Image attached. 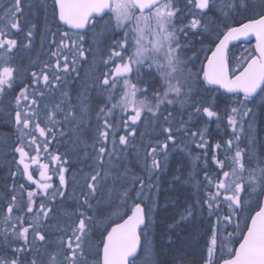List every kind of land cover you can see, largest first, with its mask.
<instances>
[{
    "label": "snow or ice",
    "instance_id": "6c2138e0",
    "mask_svg": "<svg viewBox=\"0 0 264 264\" xmlns=\"http://www.w3.org/2000/svg\"><path fill=\"white\" fill-rule=\"evenodd\" d=\"M185 2L188 14L192 18L182 27L177 28L174 21L178 19V14L183 15L181 9L177 7L179 0H53V16L77 33L93 24V21L102 19L106 13L114 16L117 27L124 29L123 37L113 42L108 59L104 62L106 65L114 60H119L121 63L116 64L111 74L104 73L98 85L108 93L109 101L117 85L122 86L123 96L110 108L101 107L97 114L95 144L98 147L94 145L97 167L85 177L83 204L90 207L89 198L95 197L98 185L108 176L107 172H102L105 158L111 161L119 146L129 145L130 140L136 135V127L145 111L155 120L161 114L162 105H172L177 102L181 106L185 105L192 96V89L197 81L210 86H219L237 97V107L230 109L233 115L228 117L234 138L225 141L224 145L216 143L210 157L217 170L215 180L208 175L207 167L205 170V180L209 190L204 204L207 210L216 216L217 221V228L212 230L206 264H264V166H262L264 158L255 156V137L252 134L254 119H250L249 132L246 136L248 144L253 146L251 150L240 148V136L235 135L237 129L241 133L244 132L243 124L238 122L235 116L254 117L253 108L248 105L254 106L257 98L264 100V0H261V11L255 17L248 18L247 22H240L239 26L227 28L223 33V39L219 40L215 50L211 51V56L207 57L206 66H202L199 72H193L191 69L185 71L187 63L194 64L198 57H190L187 62L182 59L180 55L182 48L177 33L183 32L187 37L188 32L197 33L202 28L201 20L197 18L195 10H200L201 15H206L207 11L218 7L221 15L227 20L232 14L247 11L249 0H228L226 5L224 0H221L219 5L213 0H185ZM225 8L227 11L224 10ZM0 9H3V15H0V96H3L16 83V69L6 65L10 63L14 50H19L18 41L14 36L24 31L20 21L23 15L22 0H9V6L6 8L0 2ZM34 28L35 25H32L25 31L23 47L26 49L31 47ZM204 30H207L206 26ZM84 35H76L74 39L65 31L61 34L58 45L53 38L51 44L57 45L60 51L67 49L71 58L69 55L52 52L51 56L55 62L51 65L45 64L39 72H31V87L23 86L20 94L15 98L17 110L14 113V121L20 133V143L13 151L19 154L18 165H22L19 169L20 174L26 177V182H31L29 188L34 185L35 190H26L23 184L19 185L22 198L26 192V201L19 203L15 194L17 186L14 184L12 187L6 215L0 220V225H6L0 231V239L23 243L12 249L15 258H0V264H23L19 257L32 251L29 247L30 230L33 241L46 240L41 227L52 211L49 205L65 195L67 181L64 173L67 169L63 167L57 169L59 187H54L50 182L52 178L48 174V164L39 165V179L33 176L31 166L39 164L40 152L42 150L47 152L52 141L65 136L62 124L77 121L74 106L66 92L61 93L58 103L51 107L47 104L43 106V116L40 115L39 101L46 98V93H52L58 88L63 82L62 76L66 78L76 71L77 61L85 57ZM250 35L255 36L256 39L253 54L244 60L238 74L230 75L228 44ZM129 46H131V54H129ZM153 67L162 78V90L157 89L152 79L142 75L143 69L150 70ZM133 74L136 77L135 83L131 78ZM137 93H144L145 97L151 93L156 103L149 104L146 98L138 100ZM78 105L81 113L87 112L84 101H78ZM116 109L121 113L122 124L111 122ZM194 111L210 120L218 119L214 105L194 106ZM170 116L171 113L164 117L165 123L170 122ZM121 130L126 134L117 137V133ZM161 131L166 140L151 146L148 153L152 170L160 168V162L155 158L158 149L166 152L168 142L175 144L176 131L180 129L174 131L172 127L161 126ZM183 131L189 130L183 129ZM191 136L195 138L197 133L192 132ZM40 140L43 143H40ZM199 140L197 147L204 150L207 166L208 142L203 134L200 135ZM222 149L224 159L219 158L218 155ZM30 152L35 155H30ZM228 152L233 153L230 158ZM51 159L60 164L67 163V160L62 159L59 154L52 155ZM136 183H139L140 192L147 187L141 178L133 182V187ZM121 195L130 198V191L125 190ZM137 196L139 197V193ZM45 199L47 203L44 202ZM14 209L16 212L30 214L32 222L25 226L26 220L21 215H17L13 221ZM221 209L225 213L222 216ZM186 214L191 216L192 210H186ZM79 216L78 222L71 227L70 232H65L64 237L58 241V251L49 255L48 264H136L137 254L141 248V236L138 230L145 223L142 203H134L131 215L127 219L122 223H115L110 230H106V235L102 234L101 241L95 245L92 260H89V256H93V253L86 251L89 225L92 221L83 212ZM222 226L227 235L223 240L219 239V228ZM229 226L232 228V233L226 231ZM233 244L238 247L232 246ZM218 248L222 255L220 260L216 261L214 253ZM31 264H37V260L34 258Z\"/></svg>",
    "mask_w": 264,
    "mask_h": 264
},
{
    "label": "rangeland",
    "instance_id": "374dc122",
    "mask_svg": "<svg viewBox=\"0 0 264 264\" xmlns=\"http://www.w3.org/2000/svg\"><path fill=\"white\" fill-rule=\"evenodd\" d=\"M213 2L216 5H219L221 3V0H213ZM227 2L228 0H224L225 5L227 4ZM184 3H185L184 9H181L183 15L178 14V19L174 21L177 28L182 27L183 24H186L192 18L188 14V9L185 0L179 1L177 7L180 8V6L183 5ZM38 5L40 7H38ZM51 5H52V0H22L23 15L20 17V21L24 31L14 36V38H16L18 41L19 50H14V54L11 56L10 63L6 65L9 67H14L16 69V73H17L15 76L16 81L19 79L18 75L26 76L28 74L31 65L33 64L32 63L33 57L38 56L39 54H43L45 51L44 45L47 44L48 42L51 43L50 40L46 41V38L49 39L54 38L57 41V44H59L61 34L64 31L60 27H58L59 23L57 18L53 16V6ZM35 8L36 10L38 8H41V11L38 14H36ZM224 10L227 11L226 8ZM195 11L197 13V18L201 20L202 28L197 33L188 32L187 37H185L183 32H178L177 36L182 48V51L180 52L182 59H184L187 62L190 57H198V59L194 64L191 62L187 63V68L185 69V71L191 69V71L193 72H199L208 54L211 52L215 43L219 40V38L226 31V29L229 26H235L240 22L246 21L248 18L255 17L261 11V0H249L247 11H239L236 14H232L230 18H228L227 20L224 18V16L221 15V11L218 7L213 8L212 11H208L206 15H201L200 10H195ZM0 15H3V9H0ZM32 25H35V28L33 30V38H32L33 46L31 44V47L26 49L23 47V44L25 43L24 34L25 31L28 28H30ZM204 26H206L207 29L206 31L204 30ZM68 32L69 35L73 36L74 39L76 35H84L78 33L75 34L70 30H68ZM123 33H124V29L116 26V21L114 16L108 14L104 19L99 21H94L93 24H91V27L87 31L86 35H84V40H85L84 48L86 49L85 57L80 58L76 64V69L80 70L81 72L70 73L68 81L70 83L71 90L73 89V86L71 84L72 82L73 83L80 82L79 97L84 101H88L87 106L89 105V107L87 109L89 111L92 110V107H97L98 110L101 107L110 108L112 104L118 103V101L123 96L122 86L117 85V88L112 91V99L109 101L108 93L104 92L98 86L100 79L103 77V74L104 73L111 74L116 64L121 63V61L119 60L111 61L107 65L104 62L108 59L111 45L113 44L114 41L120 40L123 37ZM69 44L71 46L70 42ZM52 48L54 49V52H56L55 50L56 45H52ZM59 53L60 55H69V57L71 58V54L68 53L67 49L62 50V53L61 51H59ZM129 54H131V46H129ZM251 54H253V43H244V44L241 43L235 47H232L229 52V63H230L231 73L233 74L239 72L241 70L242 65L244 64V60H246L247 57L250 56ZM142 75L148 76V78L154 81V83L157 86V89L162 90L161 86L163 84V81L162 78L159 76V73L155 70V67H153L150 70L143 69ZM26 78L27 77H25V79ZM131 78H132V82L135 83L136 77L134 74L132 75ZM201 79H202V73H201ZM201 85H203V83L199 81H197L194 84L192 89L193 94L190 97V99L185 103V105L181 106V104L177 102L179 107L177 112H185L187 111L189 105H193L195 103L197 106L198 99L203 98L204 96L203 94H205L206 92V88L204 86L200 87ZM138 87H142V86L138 85ZM69 92L71 93L72 91ZM61 93H63V89L57 88L53 92V98H61ZM72 93L74 94V92ZM213 93L214 95L217 94L215 91H213ZM136 98L138 100L146 98V101L149 104L156 103V100L154 99L151 93H148L146 97L144 93H137ZM210 98L212 99L211 102H213V104L211 105H214V111L218 113V119L216 118L217 119L216 123L218 126L216 129V133L220 134L222 132L221 123H220L222 120L224 121V125H225L224 140L223 141L215 140V144L220 143L221 145H224L225 141L234 138L232 128L228 123V117L233 115L230 109L232 107H237V103H236L237 97L223 98L220 100L219 105L216 104L217 100L215 96H211ZM11 99L13 100V98ZM95 101L97 103L96 105H94ZM53 102L54 104L58 103L57 101L55 102L54 99ZM45 104H46L45 101H42L41 103L42 113H44L43 106ZM51 104L52 102L50 103V105ZM200 107H205V105ZM248 107L253 108L255 116L251 118L240 117L238 115L235 116L238 122L243 124V128H244L243 133H241L239 129H237V133H235V135L240 136V142H239L240 148L245 149L246 151L251 150L253 146L248 144L246 140V136L249 132L250 119H254L252 134L255 137V145H254L255 156L259 158H264V100L257 98L255 101V105L253 106L252 104H249ZM160 113H161V109H160ZM120 116L121 113L113 115V117L111 118V122L122 124ZM145 116H147L148 118L145 119L144 118ZM192 117L194 118V120H197V118H199L198 115L196 116L193 115ZM89 118L94 119L92 116H87V119ZM11 120L12 119H9L10 124H12ZM94 120L95 121H93L92 128L88 129L89 133L93 132V130H96L97 128L96 125L97 118ZM159 120H161V114H159L158 119L154 120L151 117V114L145 111V114L141 117V122H139L138 126L136 127V135L134 139L130 140L129 142L130 145L133 146V148H131L130 151L134 152L135 157L132 156L133 159L131 157L132 162L130 164L128 162V164L124 165L126 167L125 169L119 166L118 162L122 159L121 153L123 152L127 153L126 147L119 146L115 156L111 161H109L107 157L105 158V166L102 169V172H107L108 176L105 181H102L100 185H98L97 194L99 195L97 197L98 200L96 201L95 205L92 207L91 210L92 213L90 219L93 220V222L92 224L89 225L90 231L86 241L88 245L86 251H91L92 253H94L95 245H97L96 235L105 233V231L110 227L111 224L115 222L117 223L119 220H121L124 217V215L126 214L125 213L126 209L131 211L134 203H137L135 202L136 200L143 199L144 201L140 203L145 205L147 209L146 210L147 226L142 231L144 247H143V252L141 253L139 259L136 261V264H154V262H156V258H158L157 246L161 245L159 243L162 240H164L167 243H170V240L172 239V235H173L171 231L179 230L181 228L185 229V226L190 225L195 219V216L197 214H200L199 212L200 207L206 205L204 204V202L202 201L200 202L199 201L200 199H198L197 202L196 201L187 202L186 206L181 207L180 210L178 211H174L172 223H169L166 226L165 225L162 226L164 230L166 231L170 230L169 234L165 235L164 236L165 238H161L160 240L158 239L159 241L156 239L155 225L157 221L156 213L159 210L157 208L159 190L157 189L154 191L153 189H151L152 186L151 187L147 186L146 190L140 192V189L136 190L135 188L137 184L139 186V183H136L135 186L133 187V182L136 181L138 178H141L144 180L145 184H147L148 180H146V178H148L150 182L156 185L159 184L160 181H162L161 179L165 176V174L166 176H171L174 177L173 179H175L176 176L179 174V171L181 170L180 167L182 165L183 158L185 159V157H187L190 164H195L199 162V157L202 155V153H197V152H180V154L177 155V153L168 150L167 151L168 153L164 156L163 162H161V157L158 158V156L156 155L155 158L160 162V168L156 170H152L151 158L148 159L149 157L148 153L150 151L151 146H155L161 143L160 141H158L159 139H157L156 136L157 133H160L156 127V123H158ZM1 121L5 122L3 120ZM70 125L73 124L70 123ZM10 128L6 129V131L7 132L10 131ZM2 129H0V170H2V177L6 178V175L4 174L5 170H8L10 174L11 168L19 167L18 166L19 154L13 151L14 137H16L15 131L5 133L4 128ZM73 129H75V127ZM122 134H126V133L124 131L118 132L117 137ZM82 140H84V138L81 136L80 133H77L76 135L74 131L70 132L69 147L63 153L64 159L68 157V154L70 155L72 154L74 156H79L80 161H83L84 163L88 160L89 166L94 165V167L96 168L97 165H96L95 157H93V154H95V147H98V145H95V147L94 145H90L89 147L85 148V152H82L80 151L82 149H79L76 145V143H79ZM9 143L11 144V146ZM108 147L110 148L111 145L109 144ZM213 151H214V147L212 153ZM160 152L161 151H159L158 149V153ZM232 154H233L232 152H228V157L230 158ZM218 155L219 158L221 159L225 158L223 149L218 153ZM203 157L204 158L202 159H205V156ZM133 161L138 163H135L133 165ZM50 162L51 164L52 163L55 164L56 161H53L51 159ZM169 163L177 165L176 167H173L172 172L167 171L170 169L169 165H167ZM134 166H138V168L143 172L148 171L147 177L146 178L142 177V175L140 174V170L133 168ZM165 166L168 168V169L166 168V171L164 170ZM262 166H264V163H262ZM92 171L90 170L88 173H86V176ZM48 174H51V172L48 171ZM64 174L67 177L66 172ZM76 175H79V177H83L82 173ZM16 176L13 175V177ZM74 177H78V176H74ZM111 179H112L111 183L114 184L113 186L114 188H112V190L110 189L111 192H109V190H107L106 183ZM125 190L130 191V198H124L121 195ZM172 190H173L172 187H169L166 189H161V192L167 194V192H171ZM137 193H139V197L137 196ZM164 197L165 196H162L161 198V210L162 208H166V206H168L169 204L171 206H174V202L169 203L167 200H165L167 199V197L165 198ZM195 198H198L197 194H195ZM254 206L255 205L253 204V207ZM52 208H56L61 212L59 214L57 213L55 214V212L50 213L49 218L43 221L41 232L46 236V240L38 241L39 242L37 248L38 253L36 255V259L38 258L37 264H48L49 255L52 253H56L58 251V241L64 237L65 232H70L71 227L74 226L78 222V219L80 218L78 204H76L75 199L71 194L65 195L64 197H61L59 200L55 201V204H53ZM188 209L192 210L191 216H188L186 214V210ZM222 215H224V213H222L221 216ZM241 226H243V222H241ZM216 228H217V221L215 218L213 220L212 230H215ZM219 230H220L219 239L221 240L226 239L227 235L225 232V228L222 226L219 228ZM226 231L227 233H232V228L229 226L227 227ZM212 234L213 231H211V235ZM210 241L211 238L209 240V244H207L206 246L207 255H208V248L210 246ZM232 246H234V244ZM214 257H215V253H214Z\"/></svg>",
    "mask_w": 264,
    "mask_h": 264
},
{
    "label": "trees",
    "instance_id": "16d2710c",
    "mask_svg": "<svg viewBox=\"0 0 264 264\" xmlns=\"http://www.w3.org/2000/svg\"><path fill=\"white\" fill-rule=\"evenodd\" d=\"M179 1H184V0H179ZM184 5H185V3L180 6V9H184ZM29 73H30V70H29L28 74ZM203 86L206 88V92H205V94H203L204 95L203 98H201V99L195 98V99H198L197 106H204L205 105V107H206V106L213 104V102H211L212 101V99L210 98L211 96L216 97V100H217L216 104L217 105L220 104V100L223 98L236 97V96H227V95L223 94L222 92H220L219 90L208 86L206 83H203V85H201L200 87H203ZM213 91H215L217 94L214 95ZM70 95H71L70 102L74 106V112H77V110H76L77 101H75L72 93H70ZM87 102L88 101H84L85 104H87ZM214 104H215V102H214ZM88 107H89V105L87 106V108ZM5 109L8 112L14 111L13 102L8 101L7 105H5ZM98 112H99V110L97 109V107H92V110L89 111L87 109V112L83 113V116H81L80 114L79 115L76 114L77 120L82 119L81 121H74V122H72L73 125H70V123H69L70 132L74 131L76 133V135H77V133H80L81 136L84 138V140L80 141L79 143H76L77 147L79 149H82V150H80L82 152H85L86 147H89L90 145H96L95 144V131L96 130H93V132L89 133L88 129L92 128L93 121H95L94 119L97 118ZM183 113H189V110H187ZM87 116H92L94 119H90V118L87 119ZM198 117L199 118H197V120H194V118H193L194 122L196 123L195 131H196L198 137H200V135L203 134L204 139L206 141H207V139L209 140L208 146H210L211 144L214 145L215 140H219V141L224 140V127H225V125H224L223 120L220 122L222 132L219 134V133H216V129L218 127L217 123H216V120H217L216 118H212L210 120L203 114L198 115ZM9 119H12L11 120L12 124L9 123ZM1 120L5 121V122H2ZM78 124H80L79 127H78ZM14 125H15V121H14L13 116H11V115L9 117L5 116V118L0 117V129L4 128L5 133L14 132L15 131ZM96 125H97V123H96ZM74 127H75V129H73ZM9 128H10V131L7 132L6 129H9ZM159 132L160 133H157L156 136H157V139H159L158 141L161 142V135L164 136V134H161V131H159ZM15 134H16V132H15ZM188 134L191 135V133H188ZM91 138H93V139H91ZM183 139L186 140V138H183ZM14 142H15V137H14ZM199 142H200V140L198 141V143ZM173 145H175V144H173ZM10 146H11V144H10ZM132 148H133V146H132ZM130 149L131 148H130V143H129V145L126 147L127 153L126 152L121 153L122 159L118 162L119 166L123 167L124 169L126 168L124 166L125 164H128V162L130 164L132 162L131 157L132 156L135 157L134 152H131ZM169 149H171V147H169L168 150ZM65 150L61 151V149H60L59 152H57V153L55 152L54 155L59 154V155H61L62 159H64L63 153L65 152ZM167 151L166 152L161 151L160 153L157 154L158 158L161 157V162L164 161V156L168 153ZM169 151L175 152V153H177V155H179L180 152H184V151L176 152V151H172V150H169ZM191 152L202 153V155L199 157L198 163L190 164L187 157H185V159L183 158L182 159V165L180 167L181 170L179 171V174L176 176V178L173 179L174 177L166 176V174H165V176L161 179L162 181H160L159 184H156V185H154L152 182L149 181L148 178H146L148 175V171L144 170L146 172H143L142 170H140L138 168V166L133 167L135 169L140 170V174L142 175V177H144V178H146V180H148L147 181L148 183L146 184L147 186H150V187L152 186L151 189H153L154 191L157 189L159 190V194H158L159 197H158V203H157V208L159 210L156 213L157 221H156V225H155V227H156V229H155L156 230V239L157 240L158 239L160 240L161 238H165L164 236L169 234L170 230L166 231V230H164V228L162 226L163 225L166 226L169 223H172L174 211H178V210H180L181 207L186 206L187 202H192V201L197 202L198 199H200L199 200L200 202L201 201L204 202V200L206 198V193L209 190V185L205 180L206 167H207L208 175L211 176L213 178V180H215V178H216L217 170L210 161L212 151L209 150L207 152V159H208L207 166L205 165L206 157H205V159H202V158H204L203 156H205L204 151H202L200 148L197 147L196 150H193ZM93 157H95V154H93ZM133 157H132V159H133ZM65 159L67 160V163L58 164L56 166V168L54 169V172L52 174L54 177H59V175H57L58 174L57 169L61 168V167L67 169V171H66L67 177L65 176V178H69V179L71 178L72 180L67 181V187L65 190V195L71 194L74 197L76 204H78L79 213L83 212L87 217L90 218L91 213H92V211H91L92 207L95 205L96 201L98 200L97 197L99 194H96L94 198H89L90 207H88V206H85L83 204L84 197H83L82 193L84 191L86 173H88L90 170L91 171L94 170L95 167H94V165L89 166L88 160L84 163L83 161H80L79 156H74L72 154L71 155L68 154V157ZM148 159H150V157H148ZM135 163H138V162L133 161V165ZM173 163H174V160H173ZM167 165H169V167H170V169L167 170L169 172H172L173 167L177 166V165L170 164V163ZM164 168H165L164 170L166 171L167 167L165 166ZM14 173H15V176L21 175L19 172V169L15 168V167L11 168L10 174H9L8 170H5V172H4V174L6 175V178L7 177L8 178L13 177ZM79 173H82L83 177H79V175H76ZM74 176H78V177H74ZM2 179H3L2 170H0V220H3L5 215H6V212L4 213V211H6V209H5V206L3 205V203L5 201L11 200V194L9 192H11L10 188L13 187V184L10 181H2ZM171 179H173V180H171ZM111 182H112V179L106 183L107 190H109V192H111L112 188H114L113 187L114 184ZM162 186H164V187H162ZM57 187H59V184L57 185ZM169 187H172V189H173L171 192H167V194H165L164 192H161V189H166ZM135 188H136V190L140 189L138 184L135 186ZM3 189H5V191H3ZM144 190H146V187ZM195 194H197L198 198H195ZM162 196L167 197V199H165V200H167L169 203L174 202V206H171L169 204L168 206H166V208H162V210H161V198H162ZM60 198H57L55 201L59 200ZM55 201L52 204H50L49 207L52 208L53 204H55ZM142 201H144V200L138 199L135 202L140 203ZM37 202L39 203L40 201H37ZM44 202L47 203V200L45 199ZM149 203H152V202H149ZM177 205H178V208H177ZM145 208H146V206H145ZM176 208H177V210H176ZM52 209L54 210L55 214L56 213L59 214L61 212L60 210H57L56 208H52ZM129 212L130 211L128 209H126V212H125L126 214L124 215L123 218H125L129 214ZM199 212H200V214H197L195 216V219L193 220V222L190 225L185 226V229L181 228L179 230L171 231L173 233V235H172L173 241L171 239L170 243H167L164 240H162L159 243L161 245L157 246V248H158L157 257L158 258H156V262H154V264H201V262H195V261H197V259H199L201 257L202 252H204V250L206 249V246L208 244V238L211 235V231L213 228V220L216 218V216L207 210L206 205L200 207ZM222 213H224L223 210H221L220 215ZM91 221L93 222V220H91ZM202 242H203V244H202Z\"/></svg>",
    "mask_w": 264,
    "mask_h": 264
},
{
    "label": "flooded vegetation",
    "instance_id": "af4514ba",
    "mask_svg": "<svg viewBox=\"0 0 264 264\" xmlns=\"http://www.w3.org/2000/svg\"><path fill=\"white\" fill-rule=\"evenodd\" d=\"M0 2L3 3V6L5 8L9 6V0H0ZM39 5H38V7H40ZM51 6H53V0H52V5ZM35 11H36V14H38L41 11V8H38L37 10L35 8ZM59 27L63 31L66 30L65 28L61 27L60 25H59ZM48 40L52 41V39L46 38V41H48ZM49 43L50 42H48L47 44L44 45L45 46V51H44L43 54H39L38 56L33 57V61H32L33 64L30 67V73L31 72H39L40 69L45 64H50L51 65V64H53L55 62L54 58L51 56V53L54 52V49L52 48V44L51 43L49 44ZM57 45H56L55 50H56L57 54L60 55V53H59L60 50H58ZM32 46H33V44H32ZM61 53H62V51H61ZM80 72H81L80 70H77L74 73H80ZM30 73L28 75H26V76L18 75L19 79L16 81V83L13 84V87L10 90H7L3 94V96H0V117H2V118L4 117L5 118V116L9 117L11 115L14 118V113L17 110L16 105H15V98L20 94L21 88L23 86L27 85V86L31 87ZM25 77H27V78L25 79ZM68 79H69V75L66 78L62 76L63 82L58 86V88H62L63 89V93L66 92L68 97L70 98L71 95H70L69 91H71V88H70V83H69ZM71 84L73 86L72 91L74 92V94L72 92L71 93L73 94L75 101H77V103H76L77 112H75V114H78V115L80 114L81 116H83V113H81L79 105H78V101L82 100L79 97V95H80V82H75V83L72 82ZM10 97L13 98V100ZM53 99H54L55 102L56 101L59 102L61 98H53V92L52 93H46V98L41 100V101H39L40 106H41L42 101H45V103L48 106H50V107L53 106L54 105ZM8 101H12L13 102L14 111H9L8 112L5 109V105H7ZM82 101H84V100H82ZM51 102H52V104L50 105ZM96 104L97 103L95 101L94 105H96ZM85 105L87 107V104H85ZM62 106L65 107V105H62ZM194 106H196V103L193 104V105H189L188 106L187 110H189V113L177 112V110L179 109L177 103H173L172 105L165 104V105L161 106V120H159V122L156 123V127H157L158 131H161V126L172 127L174 131H176L177 129H180V131H176V135H175V141L176 142H175V145H173V143H171V142H168V148L171 147V149H169V150L176 151V152H178V151L191 152L193 150H196L197 143L199 141V137L197 135L195 138H193L190 134H188V133L196 132L195 131L196 123L194 122L193 117H192L193 115L194 116L197 115L195 113V111H194ZM119 113H120V111L118 109H116L114 111L113 115L119 114ZM168 113H171V116L169 117V121L170 122L169 123H165L164 117L165 116H169ZM40 115L43 116L44 113L40 112ZM81 120L82 119L77 120V121H81ZM68 124H62L61 125V127L64 130V132L66 133L65 136L64 137H58L57 140L52 141V143L49 144V146H48V151L47 152H44L43 150L40 152V154H39V164H32V166H31V171L33 173V176L36 179H39V171H40L39 165L48 164L49 165L48 171L51 172V174H49V175L52 178L50 182L52 183V185L54 187H57V185L59 184V177H54L52 173L54 172V169L56 168V166L58 164H60V163L55 162V164H53V163L51 164L50 160H51V156L54 155L55 152L56 153L59 152L60 149H61V151H64L65 149L67 150V148L69 147V135H70L69 133H70V130H69ZM79 126H80V124H78V127ZM14 128H15V132H16V137H15V142H14V148H15V147L19 146L20 133L18 131L17 125H14ZM183 129H188L189 131L185 132V131H183ZM120 132H123V130L120 131ZM161 134H163L162 131H161ZM183 138H186V140L183 139ZM91 139H93V138H91ZM165 140H166L165 135L164 136L161 135V143H163ZM39 142L43 143L42 140H40ZM207 142H209L208 139H207ZM213 147H214V145H212V144L210 146H208L207 152L209 150L212 151ZM130 148H132L131 145H130ZM202 151H204V150H202ZM30 155H35V153H31L30 152ZM18 166H19L18 167L19 169L22 168V165H18ZM70 180H72V179L71 178L70 179L66 178V181H70ZM2 181H10L13 185L15 184L17 186L16 195H17V201L19 200L18 201L19 203H23L24 201H26V192L24 193V196L22 198L21 194H20V190H19V185L23 184L24 188L26 190H35V186L34 185L31 188H29V184L31 182H26V177H23V176H16V177H11V178H3ZM10 190L12 192V188H10ZM3 191H5V189H3ZM11 192H9V193L11 194ZM9 202L10 201H5L3 203V205L5 206V209L7 208V204ZM34 211H36V209H34ZM5 212L6 211H4V213ZM51 213H54V210H52ZM12 215H13V219L17 215L24 216V218L26 220L25 226H27V223H31L32 222V217H31L30 214L26 215L23 212H16L15 209H14ZM112 225H114V223L111 224L110 227ZM3 227H6V225H0V231H2ZM110 227L107 230H109ZM219 232H220V230H219ZM103 234L106 235V231ZM96 236H97L96 237V242H97V244H99V242L102 239V234H98ZM211 236L212 235H210L209 238H208V244H209V240H210ZM219 237H220V235H219ZM142 239H143V235H142ZM29 241H30L29 247L32 249V251H30L29 253H27L25 255H21L19 257L20 260L23 262V264H31V261L34 258L36 259V255L38 253L37 248H38V243L39 242L32 240L31 230H30V233H29ZM22 243H23L22 241L15 242V241H13L11 239H9L7 241H5L3 239H0V258H8V259L15 258V254L12 251V249H15V248L21 246ZM143 244H144V241H143ZM143 244H142L141 252H140L139 256L137 257V260L139 259L141 253L143 252ZM235 245L236 244H234V247H235ZM94 253H93V256H89L90 257L89 260L93 259ZM206 255H207V248L204 250V252H202L201 257L199 259H197V261H195V262H201V264H206V261H207V256ZM221 255H222V252L218 248L216 250V252H215L214 259L216 261H219Z\"/></svg>",
    "mask_w": 264,
    "mask_h": 264
},
{
    "label": "water",
    "instance_id": "95a60500",
    "mask_svg": "<svg viewBox=\"0 0 264 264\" xmlns=\"http://www.w3.org/2000/svg\"><path fill=\"white\" fill-rule=\"evenodd\" d=\"M205 11H207V10H205ZM108 13H106V14H104L103 15V18L107 15ZM58 20V19H57ZM97 20H99V19H97ZM59 22V24L62 26V27H64V28H66V29H68V30H71V31H74V32H76V30H72V29H70L67 25H64L63 24V22H60V21H58ZM245 22H247V21H245ZM90 26V25H89ZM89 26L86 28V29H84V30H81L80 32H85V31H87L88 30V28H89ZM235 26H239V25H235ZM226 31H227V29H226ZM225 31V32H226ZM224 32V33H225ZM220 39H223V35L221 36V38ZM219 39V40H220ZM254 42V48H255V44H256V39H255V36H247V37H241L239 40H233V41H231L229 44H228V52H229V50H230V48L232 47V46H235V45H237V44H239V43H249V42ZM219 43V41L217 42V44ZM216 46V45H215ZM215 50V47H214V49L212 50V51H214ZM211 56V53L208 55V57H210ZM206 64H207V58H206V60H205V62H204V65L203 66H206ZM229 74L231 75V71H230V65H229ZM236 74H238V72L236 73ZM208 86H210V85H208ZM211 87H213V88H216V89H218L219 91H221L222 93H224L225 95H227V96H233V94H231V93H227L224 89H222V88H219V86H211ZM143 206V205H142ZM143 208H144V215H145V223L143 224V225H141L140 226V229L138 230L139 232L143 229V228H145V226H146V224H147V218H146V211H145V207L143 206ZM129 215H131V213L129 214ZM128 215V216H129ZM127 216V217H128ZM127 217L125 218V219H127ZM123 222V220L121 221V222H119V223H122ZM112 226H115V224L114 225H112ZM111 226V227H112ZM110 230V229H109ZM140 236H141V234H140ZM141 245H142V238H141ZM237 247H238V245H237ZM141 249V248H140ZM139 252H140V250L138 251V254H139ZM138 254H137V256H138Z\"/></svg>",
    "mask_w": 264,
    "mask_h": 264
}]
</instances>
